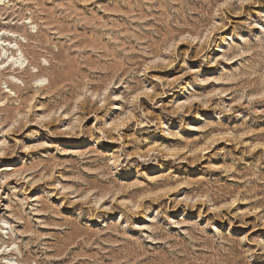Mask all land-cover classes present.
<instances>
[{"label":"rangeland","instance_id":"374dc122","mask_svg":"<svg viewBox=\"0 0 264 264\" xmlns=\"http://www.w3.org/2000/svg\"><path fill=\"white\" fill-rule=\"evenodd\" d=\"M0 253L264 264V0H0Z\"/></svg>","mask_w":264,"mask_h":264},{"label":"bare ground","instance_id":"6f19581e","mask_svg":"<svg viewBox=\"0 0 264 264\" xmlns=\"http://www.w3.org/2000/svg\"><path fill=\"white\" fill-rule=\"evenodd\" d=\"M0 254H3V253H0ZM2 255H0L1 257ZM16 263V262H15ZM15 263H12L11 261H6V259H2V262H0V264H15Z\"/></svg>","mask_w":264,"mask_h":264}]
</instances>
